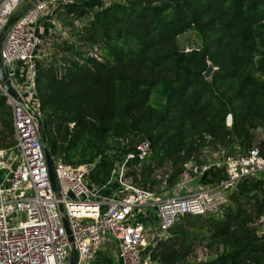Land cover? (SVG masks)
Instances as JSON below:
<instances>
[{"label": "trees", "instance_id": "trees-1", "mask_svg": "<svg viewBox=\"0 0 264 264\" xmlns=\"http://www.w3.org/2000/svg\"><path fill=\"white\" fill-rule=\"evenodd\" d=\"M70 1L57 3L55 17L70 29L87 22L74 41L44 47L35 79L36 118L54 162L91 165L89 184L104 188L135 154L125 180L163 196L189 165L204 169L203 151L264 156V0H120L96 10ZM187 33L198 47L181 45ZM7 100L0 95V147L9 148ZM150 137L152 155L140 161L137 147ZM199 176L211 187L227 172L214 163ZM263 188L261 177L244 178L222 216H181L150 247L152 264H189L199 250L216 258L194 264H264ZM90 264L116 261L100 250Z\"/></svg>", "mask_w": 264, "mask_h": 264}, {"label": "built area", "instance_id": "built-area-1", "mask_svg": "<svg viewBox=\"0 0 264 264\" xmlns=\"http://www.w3.org/2000/svg\"><path fill=\"white\" fill-rule=\"evenodd\" d=\"M29 1H1L0 33L9 19ZM100 1L102 7L114 2ZM56 8L57 0L30 8L7 31L3 43L2 58L12 84L16 63H22L27 78L22 91L14 85L24 103L8 97L0 84V95L6 96L12 107L15 149L18 151L8 184L0 186V264H69L71 247L60 206L68 217L79 252L78 264L95 261L107 239L116 244L122 264H152L149 249H144L145 229L133 223L135 212L153 203L161 235H166L184 215L222 216L242 179L261 177L264 180V156L259 149H254L245 155L223 158L217 165L225 168L227 179L218 185L217 193L210 188L200 193L163 198L125 180L126 163L135 158V154H130L116 173L118 182L124 187L123 198L116 200L102 199L97 188L89 184L91 165L73 167L58 161L55 172L60 196H57L51 184L41 128L36 118L39 101L35 89L37 62L43 58L44 44L37 25L48 13L55 17ZM229 121L231 127V115ZM4 155L0 149V167L4 166ZM151 155V143L141 142L137 147L138 159L146 161ZM262 197L264 199V188ZM210 209L216 212L209 214ZM260 222L264 224V215ZM199 252L203 253L202 250ZM201 259L206 260V257Z\"/></svg>", "mask_w": 264, "mask_h": 264}, {"label": "crops", "instance_id": "crops-1", "mask_svg": "<svg viewBox=\"0 0 264 264\" xmlns=\"http://www.w3.org/2000/svg\"><path fill=\"white\" fill-rule=\"evenodd\" d=\"M1 1L2 0H0V3H1ZM82 1H84V4H86L87 7L95 9V10L101 6L100 0H82ZM117 1H120V0H117ZM56 24H57L56 17H52L48 13L40 19V21L37 25V32L43 38V42H44L43 48L41 49L42 57H45L47 55L46 49L44 47L46 45H48V40L52 37V34L55 33V31L57 30ZM60 31H61V27H60ZM15 71H16V74L14 76L13 83L19 91H22V85L25 84L26 78H27L26 71H25L22 63H16L15 64ZM7 103H8V101H7ZM8 105H10V103H8ZM0 131H4V128L1 125H0ZM14 140L16 141L15 135H14ZM15 146L9 147L10 151H12L15 148ZM8 150H5V151L8 152ZM11 154L14 155V153H12V152H11ZM15 156L16 157L14 158L12 156L8 157V155H4V158H3L4 166L0 167V186L8 184V178H9L10 170L17 163L18 151H17V154ZM197 177H198V182H199V176L197 175ZM114 183H116V184H114ZM184 187L187 189V191H185V193L183 195L189 194L190 192H192V193L195 192V190L192 191L191 189H188V186H186L185 183L183 184V181H182V183L178 184L175 188H173L171 191L177 190V189H182ZM96 190L99 194V197H101L102 199H114V200H116V199L123 198V194H124V193H122V191L124 190V187H122L120 185V183L117 180L116 175H115V178L112 180V182L108 186H106L104 188H97ZM155 208L156 207L153 203L149 204V205L143 207L141 210L135 212V217L133 218L134 224H140L145 229L144 230V234H145L144 238L146 237L145 247H144L145 250L150 249V247H153L159 239L165 237V235H161V232L159 231V228H158L159 227V218H158L157 210ZM153 211L155 212V214L157 216L156 220H155V217H154V219H152V216L150 214V212H153ZM142 213H143V215H142ZM154 220H155L154 226H156V228L152 231V233H150V231H149L148 236H147L146 233L148 232V227H149V229H151L150 226L152 225ZM151 221H152V223H151ZM111 242L114 243V241H112L111 239H107L101 250L105 249L106 245H108ZM116 248H117V246H116ZM207 256H210V255L206 254L204 256V258ZM114 258H115L116 264H122V262L118 256V251L114 255Z\"/></svg>", "mask_w": 264, "mask_h": 264}, {"label": "rangeland", "instance_id": "rangeland-1", "mask_svg": "<svg viewBox=\"0 0 264 264\" xmlns=\"http://www.w3.org/2000/svg\"><path fill=\"white\" fill-rule=\"evenodd\" d=\"M113 1L117 2V0H107V2H113ZM56 19H57V24H56L57 30L55 31V33L52 34V37L48 40V48L49 49L54 44V42L63 41V40H67V39L74 41L75 40V34L80 29H82L83 26L87 22L86 20H79L75 23V28L70 29V28L64 26L62 24V22L58 20V18H56ZM60 27H61V31H60ZM180 42H181V45L186 48V50L193 48V47H198V45H197L198 39L194 33H187L186 35H184L183 37L180 38ZM228 124H230V121ZM257 141H264V129H261L257 132ZM0 149L2 151H4V154L8 155V157H11V156L14 158L16 157L15 155L17 154V150L15 148L12 151H10V149L8 147H0ZM5 150H8V152H6ZM11 152L14 153V155H12ZM224 157H226V156H224ZM200 161L205 164L203 166L204 167L203 170H206L214 163H219V162L221 163V161H223V159H222L221 155L219 156V154H217V153H212L211 151L206 150V151L202 152L201 157H200ZM195 165H197V164L193 163V164L189 165L188 169H190L192 172L188 171L184 175V178L180 181V183H182V181H183V184L185 183V185L188 186V189H191L192 191L195 190L194 193H200V192H202L206 189H210V188L212 189V191H214V193L219 192L220 188H217L218 186H211V187L210 186H204V185L200 184V182H198L197 175L198 176L201 175L203 170L200 171L197 168V166H195ZM261 176L263 177V175H261ZM114 184H116V183H114ZM213 189H215V190H213ZM185 191H187V189L184 187L182 189L173 190V191H170L169 193H166L163 196H157V197H163L164 198V197H168V196H172V195H183L185 193ZM213 210L214 209H210L209 214L216 212ZM150 214L152 216V219H154V217H155V220H156L157 216H156L155 212L154 211L150 212ZM142 215H143V213H142ZM155 220L153 221V223L151 221V223H152V225L150 226L151 229H149V227H148V232L146 233L147 236H148L149 231H150V233H152V231L156 228V226H154ZM262 230L264 231V224L262 226ZM145 239H146V237H145ZM103 250H105V251L107 250V252H109L112 255H115L117 252L116 245L113 242L106 245L105 249H103ZM205 255H206L205 251H203V253L198 251L196 254H194V257L190 260L189 264H194L198 259H201Z\"/></svg>", "mask_w": 264, "mask_h": 264}, {"label": "water", "instance_id": "water-1", "mask_svg": "<svg viewBox=\"0 0 264 264\" xmlns=\"http://www.w3.org/2000/svg\"><path fill=\"white\" fill-rule=\"evenodd\" d=\"M47 1H49V0H30L24 9H21L19 11V12H21V14L19 12H17L16 14H14L9 19L8 23L6 24V26L3 28V30L0 33V84H1L2 89L4 90L5 94L8 97L16 100L19 103H24V101L22 99V96L18 92V90L12 84L11 79L9 78L7 70L5 68L3 58H2L3 43L5 41L7 31L11 28V26H13L19 20V18L23 14H25L30 8L34 7L35 5H38L40 3H45ZM57 3L62 4V3H69V2H66L65 0H57ZM165 3L166 2L163 1L161 4L164 5ZM214 71H215V67L213 66L212 63H209L208 69L204 74L205 78L209 79ZM41 135H42V139H43V146H44L47 165H48L49 174H50V178H51V184H52L53 190L56 193V195L60 196V185H59V181L57 179L56 172H55V162H54V159H53L50 151L48 150V148L46 146L45 137H44V134L42 131H41ZM148 141L151 142L152 138L151 137L148 138ZM263 202H264V199H263ZM60 211L62 214L64 226H65V229H66V232H67V235L69 238V242H70V247H71V258H70L69 264H78L79 252H78V249L75 245L73 233H72V230H71V227H70V224L68 221V217L64 211L63 206H60ZM263 235H264V233H263ZM215 258H216V255L208 256V257H206V260L212 261Z\"/></svg>", "mask_w": 264, "mask_h": 264}]
</instances>
